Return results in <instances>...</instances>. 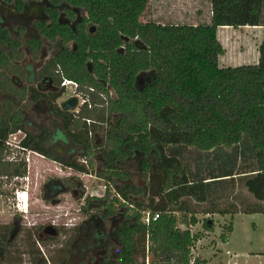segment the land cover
I'll return each mask as SVG.
<instances>
[{
	"label": "trees",
	"instance_id": "trees-1",
	"mask_svg": "<svg viewBox=\"0 0 264 264\" xmlns=\"http://www.w3.org/2000/svg\"><path fill=\"white\" fill-rule=\"evenodd\" d=\"M37 1L47 2L48 21L35 22L38 36L26 41L30 57L40 59L44 40L64 47L34 74L20 65L26 53L0 22V92L21 104L46 101L49 113L63 121L68 140L85 150L88 164L64 162L46 146L49 130L26 133L23 112L10 106L0 118V199L13 195L9 186L24 183L14 180L27 178L23 153L30 151L77 174L105 180L103 199L109 204L102 205L107 207L103 219L115 215V202L130 206L117 232V259L101 264H137L139 236L147 240V264H207L193 256L201 237L180 228V215L191 216V226L198 224L196 215H264V0H210L211 24L198 26L142 23L151 0ZM65 4L85 9L88 18L73 28L61 20L59 9ZM65 13L73 21L74 14ZM90 26L97 28L94 35ZM222 27L263 28L257 65L219 66L225 55L218 39ZM147 73L152 79L142 85ZM63 80L76 83V95L86 100L76 112L59 105L66 93ZM35 81H46L54 90L44 92ZM20 133L23 150H14L7 143ZM98 133L102 143L93 145ZM189 149L196 151L194 169L185 162ZM137 153L143 155V186L128 184L132 175L122 167ZM95 154L104 159L101 173L95 171ZM118 182L113 199L111 188ZM61 183L77 188L68 180ZM240 189L246 199L229 204ZM140 197L147 201H132ZM147 214L149 224L143 221ZM205 228L212 231L210 223ZM75 231L60 242L71 231L62 228L57 237L42 239L40 228L0 225V264H25L26 259L30 264H68ZM227 232L233 233V224ZM228 234L221 239L227 242ZM49 243L58 248L48 256L41 248Z\"/></svg>",
	"mask_w": 264,
	"mask_h": 264
},
{
	"label": "rangeland",
	"instance_id": "rangeland-1",
	"mask_svg": "<svg viewBox=\"0 0 264 264\" xmlns=\"http://www.w3.org/2000/svg\"><path fill=\"white\" fill-rule=\"evenodd\" d=\"M169 1L171 6L164 8L166 6L164 4ZM149 3L141 18L142 23L155 22L160 25H180L175 24V21L182 20L187 15L188 17H185L186 19L184 18L181 23L193 25L194 22L191 19L193 13L200 12L201 20L207 21L211 12L210 0H152ZM8 4L11 7H8ZM0 16L5 21L12 38L21 43L22 50L26 53V57L20 65L26 70L32 68L34 74H37L45 62L53 58L64 47L60 41L44 40L40 59L33 61L26 49V41L38 36L34 22L45 17L43 10L33 8L30 4L27 9L22 6L20 10L15 7L14 2L11 4L5 0L4 4H0ZM196 18L194 16L193 20ZM61 19L67 21L64 13L61 15ZM238 32L241 36L245 35L244 38H229L228 34L222 31L218 34V39L227 53L226 57L220 58L219 66L221 68L228 67L227 58L229 56L235 60L244 59V61L236 63V66L256 63V57L259 56L258 45L261 42L260 33L258 31ZM237 44L239 45L236 46ZM68 47L75 50L74 44H70ZM3 49L4 47L0 44V52ZM247 56H249L248 60ZM151 79V74L143 75L142 85ZM33 84L44 92L54 90V87L48 82L35 81ZM113 96L115 97V94ZM72 97H76V95L69 87L59 104H63ZM10 106L23 112L27 133L39 135L42 130L48 129L51 136L46 143L47 148H54L55 155L60 156L64 162L82 164L81 160L84 159L85 150L73 145L65 137L63 121L49 113L46 102L21 104L15 98L0 92V118ZM21 134L16 135L17 140L11 138V142L18 144L22 137ZM101 143V133L94 134L92 144L99 145ZM227 152L230 153L231 150ZM196 156V151L189 149L185 157V162L193 169ZM30 158L32 160L30 164L32 172L28 174V180L17 189L15 186L8 187L10 191H18L15 205L13 206V202H8L6 198L0 199V225L16 224L27 229L40 228L39 236L41 238L47 237V230L49 229L59 231L62 228L67 230L78 228L79 234L72 245V255L68 264H101L107 259L115 261L121 250V245L117 239V230L124 223L123 214L130 206L115 202L113 205L115 215L103 219L101 214L107 210V207L102 205L109 204L108 200L103 199L108 185L105 180L96 175L77 174L53 161L42 157L38 158L35 154L30 155ZM149 158L154 160L152 155ZM92 159L95 162V171L101 173L104 164L103 157L95 154ZM142 159L143 155L137 153L122 164L123 169L132 175L128 184L145 185L140 171ZM64 180H68L70 184H76L77 188L69 189L67 187L66 193H59L55 186ZM121 184L122 182H118V185L111 188L113 199L117 198L116 190ZM22 190H25L26 193H21ZM87 198L90 201L86 202ZM245 199L246 192L240 189L227 202L237 204ZM132 201L146 202L147 200L140 197L133 198ZM195 218L198 224L191 226V216H179L182 230L189 229L193 234H198L201 237L193 250L195 258L205 259L207 263L209 262L208 264H218L220 258L228 263L229 261L232 262V258L235 260L236 254L248 253L249 258L238 257L235 260L236 263L264 264V215L238 214L233 223L229 215H196ZM207 223L211 224L212 231L210 232L205 228ZM231 224H233V233L229 235L227 231ZM98 232L101 233L100 237H97ZM222 234H228V242L221 239ZM70 235L67 234L66 238L62 236L60 242L66 241ZM137 243L139 249L135 260L137 264H147V240L144 236H139ZM57 248L56 244L49 243L46 247L42 246L41 250L49 256L50 254L53 255ZM25 264H30L27 259Z\"/></svg>",
	"mask_w": 264,
	"mask_h": 264
},
{
	"label": "flooded vegetation",
	"instance_id": "flooded-vegetation-1",
	"mask_svg": "<svg viewBox=\"0 0 264 264\" xmlns=\"http://www.w3.org/2000/svg\"><path fill=\"white\" fill-rule=\"evenodd\" d=\"M0 1H2V0H0ZM8 3H11V2H14V5H15V7H17V8H21L22 9V6L23 7H28L29 6V4L31 5V6H36L37 8H41V10H43V12H44V18L43 19H41V20H36L35 22H37V21H48V18H47V15H46V7H47V2L46 1H37V0H16V1H14V0H6ZM3 3H5V0L4 1H2ZM70 7H72V6H69V5H67V4H65V5H63L59 10H60V12H61V15L64 13L65 15H66V17H67V14L65 13V11L66 10H70L73 14H74V19H73V21H69V19H68V17H67V21H65V22H69V24L73 27V28H75L76 27V25H77V23L78 22H81V21H83V20H85V19H87L88 18V14H87V16L86 17H84V18H82V17H80V16H78V12L76 11V10H73V9H71ZM20 9V10H21ZM62 20V19H61ZM35 22H34V26H35ZM2 24V23H1ZM3 25V24H2ZM4 26V25H3ZM6 27V26H5ZM92 27H94V26H90V29L92 28ZM7 28V27H6ZM36 29V28H35ZM90 29H89V31H90ZM36 32H37V30H36ZM97 32V31H96ZM38 34V33H37ZM90 34V33H89ZM91 35V34H90ZM94 35V34H93ZM37 37V36H36ZM30 39V38H29ZM56 55V54H55ZM54 55V56H55ZM52 59V58H51ZM50 59V60H51ZM49 61V60H48ZM47 62V61H46ZM45 62V63H46ZM22 66V65H21ZM44 66V65H43ZM23 67V66H22ZM25 69V68H24ZM41 70V69H40ZM65 80H63V82H64ZM68 81V80H67ZM46 82V81H45ZM74 83V82H73ZM63 84V83H62ZM62 87L63 88H65L66 89V93H67V90H69V87H71L72 88V92L74 91V87L73 86H68V87H64L63 85H62ZM77 88H78V86H77ZM77 90V89H76ZM65 93V94H66ZM74 93V92H73ZM75 95H76V91H75ZM114 97V96H113ZM63 98V97H62ZM72 98H81V97H79L78 95H76V97H72ZM61 100V99H60ZM60 100H59V103H60ZM46 102V101H45ZM60 105V107H61V105L62 104H59ZM79 106H80V100H79ZM79 106H78V109L77 110H79ZM82 106V105H81ZM80 106V107H81ZM74 112H76V111H74ZM50 132V131H49ZM27 133V132H26ZM65 133V132H64ZM28 134H30V133H28ZM32 135V134H31ZM50 136H51V134H50ZM65 137L67 138V135H66V133H65ZM68 139V138H67ZM54 149V148H53ZM30 151H26V153L24 152L23 154L25 155V157L27 156V154L29 153ZM31 153V155L32 154H35V153H33V152H30ZM35 155H38V154H35ZM38 156H40V155H38ZM57 156V155H56ZM40 157H42V156H40ZM60 157V156H59ZM42 158H44V157H42ZM61 158V157H60ZM45 159V158H44ZM62 159V158H61ZM13 160V159H12ZM30 163H31V158H30ZM81 163H82V160H81ZM29 166H30V164H28V174H29ZM61 166V165H60ZM18 179V178H17ZM27 179H28V176H27ZM56 187V190L59 192V193H66V187H64L63 185H62V183H60L59 182V184L58 185H56L55 186ZM17 189V188H16ZM18 191L16 190V191H14V193H13V195L12 196H9V197H7L6 199L8 200V202H10V203H12L13 202V206L15 205L14 203L17 201V196H16V193H17ZM26 213L28 212V211H25ZM109 218V217H108ZM7 225H9V224H7ZM13 225H15V226H21V225H16V224H13ZM67 230V229H66ZM73 230H76L75 231V234H76V237H75V239H74V241L77 239V237H78V234H79V229L78 228H73V229H70V230H67V231H71L69 234H71L72 235V231ZM60 231V230H59ZM59 231H56L55 229H49V230H47V237H57L58 235H59ZM117 232H118V230H117ZM70 235V236H71ZM101 236V233H97V237H100ZM46 237V238H47ZM46 238H42V239H46ZM64 238H66V237H64ZM74 241L72 242V245H73V243H74ZM72 245H71V255H72ZM71 255H70V258H71ZM70 258H69V260H70ZM69 262V261H68Z\"/></svg>",
	"mask_w": 264,
	"mask_h": 264
},
{
	"label": "crops",
	"instance_id": "crops-1",
	"mask_svg": "<svg viewBox=\"0 0 264 264\" xmlns=\"http://www.w3.org/2000/svg\"><path fill=\"white\" fill-rule=\"evenodd\" d=\"M152 1V0H151ZM150 1V2H151ZM172 1V0H171ZM13 2H11V4H12ZM0 4H4L2 1H0ZM150 4V3H149ZM164 5H166V6H164V8H167V7H170L171 6V4H170V1L169 2H167L166 4H164ZM5 6H7V5H5ZM8 7H11V5H9L8 4ZM33 8H37L36 6H32ZM28 8V7H27ZM26 8V9H27ZM38 9V8H37ZM210 10H211V12H210V16H209V18L207 19V21H204V20H201V14H200V12H197L196 14H192V22H194L193 23V25L192 26H198V25H200V24H211V19H212V5H211V3H210ZM196 16L197 18L195 19V20H193V18H194V16ZM185 17H188L187 15H185L184 16V18ZM183 18V19H184ZM182 19V20H183ZM186 19V18H185ZM177 20V19H176ZM182 20L181 19H179V20H177V21H175L176 23L175 24H180V25H185V23H181L182 22ZM188 20V19H187ZM174 21V20H173ZM0 22L4 25V26H6V24H5V21L2 19V17L0 16ZM170 23V22H169ZM189 24V23H188ZM187 25V24H186ZM220 31H222V32H225V33H227L228 34V36H229V38H231V37H233V38H239V37H242V38H244V36H241L240 34H239V32L238 31H241L242 33L244 32V31H255V32H259L260 34H259V37H261V42L259 43V45H258V49H259V46H260V44L262 43V41H263V28L262 27H243V28H232V27H222V28H219L218 29V34H219V32ZM235 40V39H234ZM238 42H239V40H237ZM239 44H237L236 46H238ZM225 49V48H224ZM245 49V48H244ZM225 51H226V49H225ZM258 53H259V51H258ZM226 55H227V53L225 52V55L224 56H222V57H226ZM249 56H247L246 58H247V60L249 59L248 58ZM221 58V57H220ZM259 58H260V56H257L256 57V63H253V64H251V65H257L258 63H259ZM228 60L227 61H229L228 62V67H239V66H236L235 64L237 63H239V62H242V61H244V59L242 60H239V59H237V60H235L234 58H231L230 56H229V58H227ZM220 60L221 59H219V63H220ZM258 62V63H257ZM226 65H227V62L225 63ZM248 65H250V64H248ZM240 66H243V65H240ZM227 68V67H226ZM45 102V101H44ZM26 132V131H25ZM22 135V137H21V139L24 137V134H21ZM36 156H38V155H36ZM38 158H40V156H38ZM31 163H32V160H31ZM30 163V164H31ZM55 163V162H54ZM31 172H32V169L30 170V166H29V174H31ZM236 216V215H235ZM235 216H234V218H235ZM232 218V217H231ZM234 218H232L231 220H232V223H233V220H234ZM228 242V241H227ZM238 257H243V258H249V255H248V253H244V254H236L235 255V260L238 258ZM205 260V259H204ZM235 260H233V258H232V262H224L223 261V259L222 258H220L219 259V263L218 264H237L236 263V261ZM205 261H207V260H205ZM209 263V262H208ZM207 263V264H208Z\"/></svg>",
	"mask_w": 264,
	"mask_h": 264
},
{
	"label": "built area",
	"instance_id": "built-area-1",
	"mask_svg": "<svg viewBox=\"0 0 264 264\" xmlns=\"http://www.w3.org/2000/svg\"><path fill=\"white\" fill-rule=\"evenodd\" d=\"M70 8L73 9V10H76V11L78 12V16H80V17H82V18L86 17L87 14H88L87 11H86L85 9H82V8H76V7H70ZM82 13H83V14H82ZM62 85H63L64 87L73 86V87H74V91H73L74 93H75V91H76V89H77V84H76V83H73V82H70V81H67V80H65V81L63 82ZM79 100H80V102H81V105H83L84 103H86V100H83V99H81V98H79ZM15 137H16V135L12 136L11 138H13L14 140H17ZM11 138H10L9 142L7 143L8 146L11 147V148L14 149V150H23V149L20 148V146H19V142H20V141L18 142V144H13V143L11 142ZM30 155H31V153L29 152V153L27 154V156H26V162H27L28 164H30ZM82 164H83V165H87V164H88L87 160H86V159H83V160H82ZM27 180H28L27 178H25V179H23V180L15 179L14 182H25V181H27ZM21 193H24V194H25L26 192H25V190H22ZM16 196H18V193L16 194ZM158 218H159V216L156 215L155 218H153V220H154V221H157ZM143 221H144L145 224H149V223H150V215L147 214V215L145 216V218L143 219Z\"/></svg>",
	"mask_w": 264,
	"mask_h": 264
},
{
	"label": "water",
	"instance_id": "water-1",
	"mask_svg": "<svg viewBox=\"0 0 264 264\" xmlns=\"http://www.w3.org/2000/svg\"><path fill=\"white\" fill-rule=\"evenodd\" d=\"M96 31H97V28L96 27H92L90 29L89 33L91 35H93V34L96 33ZM78 106H79V98H71V99L67 100L66 102H64L61 105V108L65 112H74V111H77Z\"/></svg>",
	"mask_w": 264,
	"mask_h": 264
}]
</instances>
